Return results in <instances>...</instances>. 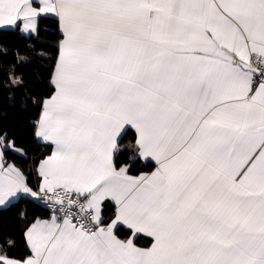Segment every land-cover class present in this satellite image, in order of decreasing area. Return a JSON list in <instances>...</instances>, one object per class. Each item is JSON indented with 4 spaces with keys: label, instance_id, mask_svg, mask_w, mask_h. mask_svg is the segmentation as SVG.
<instances>
[{
    "label": "snow or ice",
    "instance_id": "snow-or-ice-1",
    "mask_svg": "<svg viewBox=\"0 0 264 264\" xmlns=\"http://www.w3.org/2000/svg\"><path fill=\"white\" fill-rule=\"evenodd\" d=\"M10 37L54 55L49 151L0 129V264H264V0H0Z\"/></svg>",
    "mask_w": 264,
    "mask_h": 264
},
{
    "label": "trees",
    "instance_id": "trees-1",
    "mask_svg": "<svg viewBox=\"0 0 264 264\" xmlns=\"http://www.w3.org/2000/svg\"><path fill=\"white\" fill-rule=\"evenodd\" d=\"M40 40L52 45L60 38L56 22L49 20L41 25ZM57 32V35H52ZM35 43L37 52H44L48 59H38L29 47ZM8 45L13 51L7 54V58H0V129L14 133L18 138V143L27 148L29 160L22 162V166L29 170L32 168L31 159L38 158L41 154L47 153L49 149L44 144L36 143L31 135L30 122L38 115L39 105L34 101L39 100L51 92L47 87L49 76L53 68L51 57L54 55L50 50L44 49L39 42L31 40H21L9 38ZM19 55L26 58L28 63H18L15 57ZM15 68L14 73H10L11 68ZM13 75L14 78H23V86L15 87L13 91H7L4 84L8 83L6 77ZM127 141H125L126 143ZM33 186L37 183V178L33 174L31 178ZM21 208L27 211L29 219L36 216H46L47 210L40 204H21ZM20 209L4 213L0 216V230H7L12 233H19L24 222L16 219V214ZM126 233H121V238ZM147 241L141 239L139 245L145 246Z\"/></svg>",
    "mask_w": 264,
    "mask_h": 264
},
{
    "label": "crops",
    "instance_id": "crops-1",
    "mask_svg": "<svg viewBox=\"0 0 264 264\" xmlns=\"http://www.w3.org/2000/svg\"><path fill=\"white\" fill-rule=\"evenodd\" d=\"M141 246V245H140Z\"/></svg>",
    "mask_w": 264,
    "mask_h": 264
}]
</instances>
